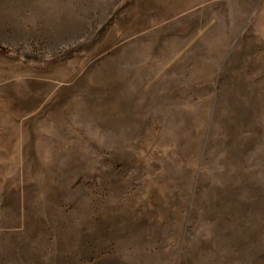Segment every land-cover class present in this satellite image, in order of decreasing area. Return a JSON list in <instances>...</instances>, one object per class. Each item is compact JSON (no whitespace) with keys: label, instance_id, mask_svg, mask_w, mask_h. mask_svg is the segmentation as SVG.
Returning a JSON list of instances; mask_svg holds the SVG:
<instances>
[{"label":"rangeland","instance_id":"rangeland-1","mask_svg":"<svg viewBox=\"0 0 264 264\" xmlns=\"http://www.w3.org/2000/svg\"><path fill=\"white\" fill-rule=\"evenodd\" d=\"M0 264H264V0H0Z\"/></svg>","mask_w":264,"mask_h":264}]
</instances>
